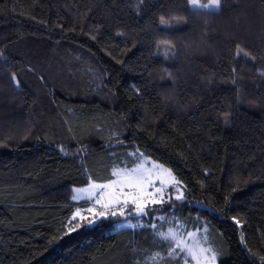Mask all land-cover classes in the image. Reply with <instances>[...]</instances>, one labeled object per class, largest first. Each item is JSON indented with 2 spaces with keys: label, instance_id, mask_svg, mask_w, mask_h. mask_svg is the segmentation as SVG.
<instances>
[{
  "label": "trees",
  "instance_id": "obj_1",
  "mask_svg": "<svg viewBox=\"0 0 264 264\" xmlns=\"http://www.w3.org/2000/svg\"><path fill=\"white\" fill-rule=\"evenodd\" d=\"M219 2L0 0V264H181L150 221L72 219L135 150L185 192L151 214L264 264V0Z\"/></svg>",
  "mask_w": 264,
  "mask_h": 264
},
{
  "label": "rangeland",
  "instance_id": "obj_2",
  "mask_svg": "<svg viewBox=\"0 0 264 264\" xmlns=\"http://www.w3.org/2000/svg\"><path fill=\"white\" fill-rule=\"evenodd\" d=\"M190 3L202 10H217L220 4L219 0ZM129 155L133 165L116 167L111 181H90L74 189L72 201L77 205L72 219L93 225L103 218L119 217L118 230L140 228L150 221L157 235L170 243L171 256L181 264H218L205 227L194 230L172 216L150 213L184 200V189L171 171L138 150Z\"/></svg>",
  "mask_w": 264,
  "mask_h": 264
}]
</instances>
